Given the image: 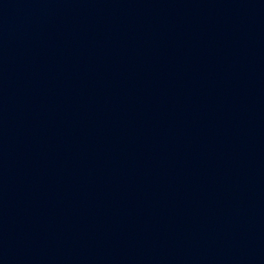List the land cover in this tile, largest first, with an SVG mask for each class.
<instances>
[{"label": "water", "instance_id": "water-1", "mask_svg": "<svg viewBox=\"0 0 264 264\" xmlns=\"http://www.w3.org/2000/svg\"><path fill=\"white\" fill-rule=\"evenodd\" d=\"M0 264H264V0H0Z\"/></svg>", "mask_w": 264, "mask_h": 264}]
</instances>
